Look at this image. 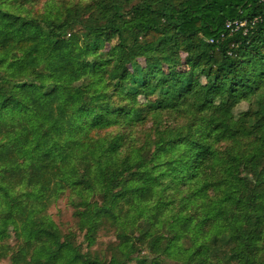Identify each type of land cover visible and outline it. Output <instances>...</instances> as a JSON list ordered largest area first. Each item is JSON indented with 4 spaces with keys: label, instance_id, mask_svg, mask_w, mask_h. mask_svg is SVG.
I'll return each instance as SVG.
<instances>
[{
    "label": "trees",
    "instance_id": "1",
    "mask_svg": "<svg viewBox=\"0 0 264 264\" xmlns=\"http://www.w3.org/2000/svg\"><path fill=\"white\" fill-rule=\"evenodd\" d=\"M27 2L0 0V260L264 264V0Z\"/></svg>",
    "mask_w": 264,
    "mask_h": 264
},
{
    "label": "rangeland",
    "instance_id": "2",
    "mask_svg": "<svg viewBox=\"0 0 264 264\" xmlns=\"http://www.w3.org/2000/svg\"><path fill=\"white\" fill-rule=\"evenodd\" d=\"M100 1L101 0H28L26 6L31 9V12L33 14L41 12L45 4H50L54 2L63 5L67 4L69 5L70 8L75 5H78L79 7L82 8L83 11H87L89 8H92L94 10L96 8V5ZM105 50L106 47H104V51ZM200 81L202 83H205L206 79L204 77H200ZM146 100L147 98L145 96L140 95L137 99V102L140 105H142L143 103L146 102ZM247 108H248V101H240L231 109V112H233L236 115L240 111L247 110ZM228 112H229V107L223 109V113H228ZM48 212L52 215L53 219L61 226V228L64 231H71L72 233H74L73 237H75V241L77 243L83 241L82 240L83 233L79 232L75 226V218L72 214L73 208L67 204L65 197H61L55 203H53L50 206ZM258 213L260 215L264 214L263 205L259 207ZM125 227L129 233L137 232L136 223L132 218H129L126 221ZM97 233L98 234L91 245H88L87 242L83 243V249L87 250L88 248H90L91 250H95V248H97L109 252L110 249L107 248V244L110 241H115L114 235L112 234V232H109V229L107 228H101V230ZM147 234L148 236H150L149 232ZM129 263L135 264L136 260L130 261ZM0 264H9L8 258L1 259Z\"/></svg>",
    "mask_w": 264,
    "mask_h": 264
},
{
    "label": "built area",
    "instance_id": "3",
    "mask_svg": "<svg viewBox=\"0 0 264 264\" xmlns=\"http://www.w3.org/2000/svg\"><path fill=\"white\" fill-rule=\"evenodd\" d=\"M231 24L229 23L228 26H230Z\"/></svg>",
    "mask_w": 264,
    "mask_h": 264
}]
</instances>
